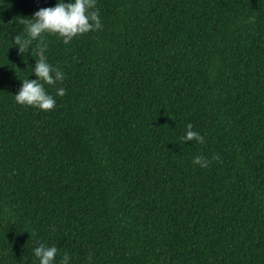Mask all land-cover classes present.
<instances>
[{
  "label": "trees",
  "instance_id": "obj_1",
  "mask_svg": "<svg viewBox=\"0 0 264 264\" xmlns=\"http://www.w3.org/2000/svg\"><path fill=\"white\" fill-rule=\"evenodd\" d=\"M57 3L0 0V264H264V0H96L102 29L42 34L46 112L13 41Z\"/></svg>",
  "mask_w": 264,
  "mask_h": 264
},
{
  "label": "clouds",
  "instance_id": "obj_2",
  "mask_svg": "<svg viewBox=\"0 0 264 264\" xmlns=\"http://www.w3.org/2000/svg\"><path fill=\"white\" fill-rule=\"evenodd\" d=\"M96 0H74L71 3H64L58 0L55 7L43 8L34 13L33 19L22 21L27 24V38L17 35L13 43L18 46L20 53H25L33 41L39 38L35 52L38 56L33 69L37 79L23 80L22 88L15 95V101L20 105L37 107L42 111H50L55 107L56 101L48 95L44 89V84L55 85L57 81L63 82L64 73L47 62L45 52L47 45L42 34H58L63 39L64 44H68L78 35L96 31L103 28L99 18V9L95 8ZM94 9V10H93ZM254 22V18H250ZM56 94L60 97L66 95L64 88H58ZM186 135L180 137L181 142L196 141L205 143V137L193 130V125L188 124ZM219 159V157H214ZM193 163L202 168L209 165V161L202 156H196ZM34 255L39 259V264H53L58 249L55 246L46 247L41 244L33 249ZM67 253L61 264H68Z\"/></svg>",
  "mask_w": 264,
  "mask_h": 264
}]
</instances>
